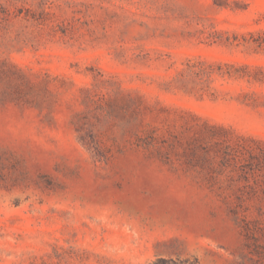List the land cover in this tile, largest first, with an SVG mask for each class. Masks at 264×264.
Instances as JSON below:
<instances>
[{
	"label": "rangeland",
	"instance_id": "1",
	"mask_svg": "<svg viewBox=\"0 0 264 264\" xmlns=\"http://www.w3.org/2000/svg\"><path fill=\"white\" fill-rule=\"evenodd\" d=\"M0 264H264V0H0Z\"/></svg>",
	"mask_w": 264,
	"mask_h": 264
}]
</instances>
